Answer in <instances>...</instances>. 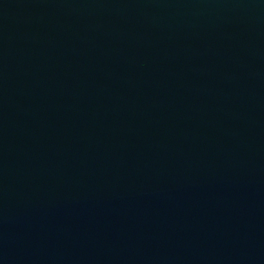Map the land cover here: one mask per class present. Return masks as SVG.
<instances>
[{
  "label": "water",
  "instance_id": "obj_1",
  "mask_svg": "<svg viewBox=\"0 0 264 264\" xmlns=\"http://www.w3.org/2000/svg\"><path fill=\"white\" fill-rule=\"evenodd\" d=\"M0 264H264V0H0Z\"/></svg>",
  "mask_w": 264,
  "mask_h": 264
}]
</instances>
